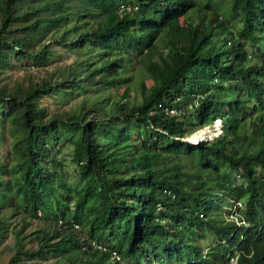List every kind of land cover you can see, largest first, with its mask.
I'll list each match as a JSON object with an SVG mask.
<instances>
[{
  "label": "trees",
  "instance_id": "16d2710c",
  "mask_svg": "<svg viewBox=\"0 0 264 264\" xmlns=\"http://www.w3.org/2000/svg\"><path fill=\"white\" fill-rule=\"evenodd\" d=\"M21 60L42 73L0 83L6 264H264V0H0V73Z\"/></svg>",
  "mask_w": 264,
  "mask_h": 264
},
{
  "label": "rangeland",
  "instance_id": "374dc122",
  "mask_svg": "<svg viewBox=\"0 0 264 264\" xmlns=\"http://www.w3.org/2000/svg\"><path fill=\"white\" fill-rule=\"evenodd\" d=\"M57 53H58V55H61V61H63V62L69 61L73 58V54H70L63 49H59L57 51ZM21 63H24V60L17 61L15 63L14 68H8L5 70H2L0 73V83L6 82L8 84H13V82H16V81H25L27 78L32 77L36 73H42V67H32V68L30 67L28 69H24L21 67ZM48 67L52 68V65H49ZM131 89L134 91L135 86H132ZM43 102L47 103L48 105H51V106H53V104H55L54 99L53 98L51 99L50 97H46ZM196 129H198V128H196ZM5 132L7 133V140L4 141V144L2 146V152L6 151L4 149H8V145H9V141H10V137H9L10 135H9L7 128L5 129ZM20 216L21 215H19V216L16 215V216L10 218L11 223L13 225L18 223L20 221V218H21ZM14 241H15V236L12 233H10L9 236L7 237V239L5 240V242L0 246V264H6L7 261L9 260L10 256L13 254V252L15 250V242ZM54 261H55V259L51 258V259H48L43 264H50ZM18 264H22V263H18ZM24 264H41V263L39 262V260L38 261L37 260H29V261L25 262Z\"/></svg>",
  "mask_w": 264,
  "mask_h": 264
},
{
  "label": "clouds",
  "instance_id": "9594fccd",
  "mask_svg": "<svg viewBox=\"0 0 264 264\" xmlns=\"http://www.w3.org/2000/svg\"><path fill=\"white\" fill-rule=\"evenodd\" d=\"M221 118L215 119L210 125H203L194 130L183 142L196 147L201 143H211L222 134Z\"/></svg>",
  "mask_w": 264,
  "mask_h": 264
},
{
  "label": "built area",
  "instance_id": "2783aa9c",
  "mask_svg": "<svg viewBox=\"0 0 264 264\" xmlns=\"http://www.w3.org/2000/svg\"><path fill=\"white\" fill-rule=\"evenodd\" d=\"M235 263H236V257H229L228 262H226V264H235Z\"/></svg>",
  "mask_w": 264,
  "mask_h": 264
}]
</instances>
